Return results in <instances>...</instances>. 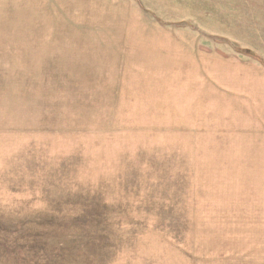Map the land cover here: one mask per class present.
<instances>
[{"label":"rangeland","instance_id":"rangeland-1","mask_svg":"<svg viewBox=\"0 0 264 264\" xmlns=\"http://www.w3.org/2000/svg\"><path fill=\"white\" fill-rule=\"evenodd\" d=\"M0 264H264V0H0Z\"/></svg>","mask_w":264,"mask_h":264},{"label":"trees","instance_id":"trees-1","mask_svg":"<svg viewBox=\"0 0 264 264\" xmlns=\"http://www.w3.org/2000/svg\"><path fill=\"white\" fill-rule=\"evenodd\" d=\"M246 52H251L250 50H245Z\"/></svg>","mask_w":264,"mask_h":264}]
</instances>
